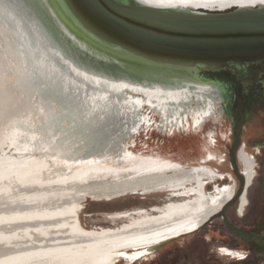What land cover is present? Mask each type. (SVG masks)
Masks as SVG:
<instances>
[{
	"label": "bare ground",
	"instance_id": "obj_1",
	"mask_svg": "<svg viewBox=\"0 0 264 264\" xmlns=\"http://www.w3.org/2000/svg\"><path fill=\"white\" fill-rule=\"evenodd\" d=\"M51 24L37 0H0V264H134L200 230L236 194L234 176L211 161L225 160L213 146L215 130L205 128L221 123V105L233 101L232 91L222 83L149 80L109 69ZM145 109L159 118L160 135L204 134L212 152L198 161L132 150L135 136L151 125ZM239 159L246 178L237 206L242 215L256 164L244 146ZM225 177L232 182L220 184ZM129 196L169 199L104 214L113 222L127 218L119 226L82 224L79 211L89 200Z\"/></svg>",
	"mask_w": 264,
	"mask_h": 264
},
{
	"label": "water",
	"instance_id": "obj_2",
	"mask_svg": "<svg viewBox=\"0 0 264 264\" xmlns=\"http://www.w3.org/2000/svg\"><path fill=\"white\" fill-rule=\"evenodd\" d=\"M37 3L74 49L104 67L149 80L217 85L200 73L226 68L239 72L264 59V0L224 5L143 0Z\"/></svg>",
	"mask_w": 264,
	"mask_h": 264
},
{
	"label": "rangeland",
	"instance_id": "obj_3",
	"mask_svg": "<svg viewBox=\"0 0 264 264\" xmlns=\"http://www.w3.org/2000/svg\"><path fill=\"white\" fill-rule=\"evenodd\" d=\"M231 71L227 68L222 71H203L200 74L222 83L234 93L230 106L221 105L225 109L220 117L221 123L212 121L205 127L207 130H215L213 146L225 160L218 164L211 159L214 167L221 173L234 176L235 182L229 177L219 181L222 185L231 182L236 184L234 198L200 230L159 246L145 259L134 264H264V97L260 84L246 87L242 79H238ZM197 106L193 103L191 108L196 109ZM143 112L149 116L151 125L135 136L130 146L132 150L143 148L149 152L172 155L175 159L197 158L198 161H203V156L212 152L204 145V134L165 138L157 131L156 120L159 118L149 109ZM243 146L254 157L256 165L254 180L247 190L248 204L240 215L237 206L245 188V175L239 159V151ZM207 189L212 191L213 185H208ZM166 199L169 198L129 196L109 202L89 200L79 211V218L88 229L115 227L126 222L127 218L113 222L104 214L137 206L149 208L163 204ZM223 248L237 251L243 257L225 255Z\"/></svg>",
	"mask_w": 264,
	"mask_h": 264
},
{
	"label": "flooded vegetation",
	"instance_id": "obj_4",
	"mask_svg": "<svg viewBox=\"0 0 264 264\" xmlns=\"http://www.w3.org/2000/svg\"><path fill=\"white\" fill-rule=\"evenodd\" d=\"M227 69V68H226ZM224 70V69H223ZM222 71V70H219ZM238 79H242L241 82L244 86L249 87L253 84H260L262 89V96L264 97V59L255 63H248L244 66L243 70L239 72L231 71ZM233 97H234V93Z\"/></svg>",
	"mask_w": 264,
	"mask_h": 264
}]
</instances>
